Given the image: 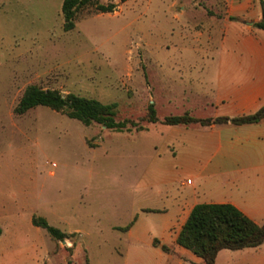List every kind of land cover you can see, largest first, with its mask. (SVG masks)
Returning <instances> with one entry per match:
<instances>
[{
    "label": "rangeland",
    "instance_id": "1",
    "mask_svg": "<svg viewBox=\"0 0 264 264\" xmlns=\"http://www.w3.org/2000/svg\"><path fill=\"white\" fill-rule=\"evenodd\" d=\"M95 1L113 11L85 7L75 28L64 32L62 0H0V264H125L131 260L122 229L164 193L152 185L142 190L144 170L159 161L160 122L182 112L157 107L156 127L144 119L150 103L161 105L157 58H165L163 71H170L185 51L159 48L173 40L162 12L220 11L225 0ZM30 85L114 103L116 121L144 129L86 127L44 107L14 114ZM33 216L67 237L52 240L32 226ZM138 257L145 264L166 262L148 250Z\"/></svg>",
    "mask_w": 264,
    "mask_h": 264
},
{
    "label": "crops",
    "instance_id": "2",
    "mask_svg": "<svg viewBox=\"0 0 264 264\" xmlns=\"http://www.w3.org/2000/svg\"><path fill=\"white\" fill-rule=\"evenodd\" d=\"M263 9L264 0H225L220 11L181 7L178 13L162 12L169 16L172 28L166 33L173 40L159 43V48L181 47L185 53L172 60L177 65L170 71H163L165 58H157L155 89L161 105L154 110L178 107L182 114L175 116L211 122L161 124L159 161L144 170L142 190L151 185L165 190L152 207H140L122 230L125 255L131 260L125 264H145L138 256L147 250L164 255L165 264H202L176 245L198 204H229L253 223L264 224V118L250 124L230 122L264 106V31L255 27ZM222 118L228 121L214 122ZM161 246L169 252H162ZM214 264H264V243L222 250Z\"/></svg>",
    "mask_w": 264,
    "mask_h": 264
},
{
    "label": "trees",
    "instance_id": "3",
    "mask_svg": "<svg viewBox=\"0 0 264 264\" xmlns=\"http://www.w3.org/2000/svg\"><path fill=\"white\" fill-rule=\"evenodd\" d=\"M93 6L99 13H111L112 5H101L95 0H62L60 15L62 17V30L72 31L75 28V17L79 10ZM256 28L264 31V9L261 20L256 23ZM44 107L60 113L68 119L76 120L83 126L99 125L116 133L129 132L132 128L143 130L138 122L116 121V104H102L94 99L68 93L61 94L58 90L41 89L36 85L27 86L19 98L13 113L23 115L28 111ZM264 118V106L256 113L243 118L232 119L235 125L256 123ZM228 119H217L215 123H226ZM147 124H156L158 119L153 104L147 107L144 119ZM210 120L195 119L187 114L181 116L164 117L160 124L164 126H187L199 124L206 126ZM33 227L43 229L55 241H63L67 236L60 230L50 226L44 218L32 217ZM129 225L122 230H127ZM1 235V230H0ZM264 243V224L257 225L244 216L240 211L229 204H198L189 213L177 238L176 245L197 257L202 264H214L217 254L222 250L239 251L255 248ZM157 245V241L153 242ZM161 251L168 253L166 246L160 247Z\"/></svg>",
    "mask_w": 264,
    "mask_h": 264
}]
</instances>
